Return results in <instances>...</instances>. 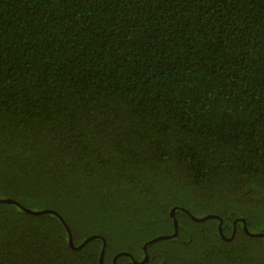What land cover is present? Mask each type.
Listing matches in <instances>:
<instances>
[{
	"label": "trees",
	"instance_id": "1",
	"mask_svg": "<svg viewBox=\"0 0 264 264\" xmlns=\"http://www.w3.org/2000/svg\"><path fill=\"white\" fill-rule=\"evenodd\" d=\"M0 197L103 264H264V0H0ZM102 237L0 202V264Z\"/></svg>",
	"mask_w": 264,
	"mask_h": 264
},
{
	"label": "water",
	"instance_id": "2",
	"mask_svg": "<svg viewBox=\"0 0 264 264\" xmlns=\"http://www.w3.org/2000/svg\"><path fill=\"white\" fill-rule=\"evenodd\" d=\"M0 202H9V203H15L17 205H19L23 210H25L26 212L28 213H32V214H41V213H46V212H50V213H55L56 215H58L61 220L65 223L68 231H69V241H70V245L72 247H75V248H80L82 247L86 242H88L89 240L95 238V237H102L100 235H97V234H94V235H90L88 236L87 238H85V240L79 244L78 246H75L74 243H73V239H72V234H71V230H70V227L67 225L65 219L63 218V216L53 210V209H39V210H35V209H31V208H28L24 205H22L21 203H19L17 200L13 199V198H2L0 197ZM188 212V211H187ZM175 208H172L171 209V215L175 216ZM189 213V212H188ZM192 216V218L196 219V220H203V219H206V218H210V217H217L219 218L220 220V223H219V231L220 233L222 234V236L225 238V239H230L232 238V236L234 235V233L230 236V237H226L224 234H223V231H222V223H223V220L218 216V215H215V214H207V215H204V216H195L193 214H190ZM242 223H243V228L244 230L249 233L250 235H254V236H263L264 237V232H251L248 227H247V223H246V220L244 218H240L239 219ZM174 224H175V230L173 233L171 234H163V235H158V236H155L154 238L150 239L149 241H147V243L144 245V251H145V256L142 260H136L133 258V256L131 254H129L128 252H122L124 254H128L132 257L133 261L136 262V263H144L146 262L148 259H149V255L147 253V244L149 243H152V242H155V241H158V240H161V239H165V238H170V237H174L178 234V221L176 219V217H174ZM103 239V249H102V252H101V256H100V264H103V258H104V251H105V247H106V240L104 237H102ZM117 256L116 255L114 257V261H113V264H116V260H117Z\"/></svg>",
	"mask_w": 264,
	"mask_h": 264
}]
</instances>
